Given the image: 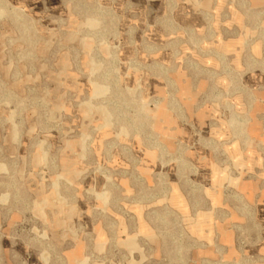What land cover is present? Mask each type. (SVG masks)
Wrapping results in <instances>:
<instances>
[{
	"label": "rangeland",
	"instance_id": "rangeland-1",
	"mask_svg": "<svg viewBox=\"0 0 264 264\" xmlns=\"http://www.w3.org/2000/svg\"><path fill=\"white\" fill-rule=\"evenodd\" d=\"M0 264H264V0H0Z\"/></svg>",
	"mask_w": 264,
	"mask_h": 264
}]
</instances>
